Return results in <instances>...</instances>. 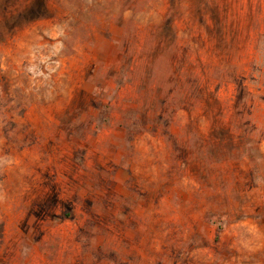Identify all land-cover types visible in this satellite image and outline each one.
Segmentation results:
<instances>
[{
    "label": "rangeland",
    "instance_id": "374dc122",
    "mask_svg": "<svg viewBox=\"0 0 264 264\" xmlns=\"http://www.w3.org/2000/svg\"><path fill=\"white\" fill-rule=\"evenodd\" d=\"M0 264H264V0H0Z\"/></svg>",
    "mask_w": 264,
    "mask_h": 264
}]
</instances>
